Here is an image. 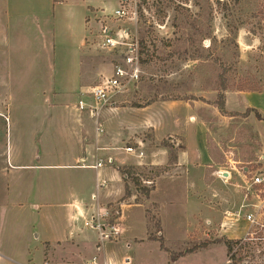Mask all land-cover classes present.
<instances>
[{"label":"rangeland","instance_id":"374dc122","mask_svg":"<svg viewBox=\"0 0 264 264\" xmlns=\"http://www.w3.org/2000/svg\"><path fill=\"white\" fill-rule=\"evenodd\" d=\"M115 1L118 7L121 0ZM139 1L137 25L109 17L117 7L110 13L104 11L97 21L101 23L107 18L113 28L129 29L131 39L139 41L141 79L115 98L113 105L101 108L100 111L106 109L101 118L99 114L90 115L95 122L104 121L105 128L100 134L123 148L122 157H132L135 162L136 157L124 150L131 146L144 156L138 159L142 161L140 166L121 167L133 168L128 179L132 197L120 204V193L125 195L121 189L112 202L96 204L87 217L89 221L93 217L99 221L100 214L107 211L102 223L108 227L114 221L117 226L121 224L117 217L119 214L122 217V207L130 204L123 211L124 233L118 237L111 234L109 240H102L99 231L86 227L85 222L80 229L95 233L99 255L117 264L126 259L124 264H228L223 237L241 240L249 234L262 238L258 243L264 245V188L252 185L253 177L264 173V121L241 106L237 96L242 92H264V0ZM4 2L0 0V9ZM94 39L82 71L83 84L88 87L113 74L118 55L98 51ZM141 43L146 45V51ZM38 57L28 53L21 61L7 66L6 60L0 58V264H44L42 246L35 244L39 220L31 206L36 201L66 200L73 183L90 185L93 181L95 195L106 192L103 183L95 185L96 171L42 167L62 165L76 158L71 132L74 125L65 104L76 103L78 96L83 99V95L76 89L75 98L68 97L76 71H58L48 51ZM71 62L68 60L69 65ZM56 93L64 94L63 107L61 103L53 106L60 99ZM220 94L225 95L227 115H222L217 107ZM148 101L172 105V113L183 124L190 113L186 105L191 107L204 121L209 148L227 176L216 173L214 189L197 180L192 182L200 186L195 193L197 200L193 197L194 190L187 192L185 188L191 185L182 181L183 186H178L174 194L180 198L178 203L163 212L162 220L156 215L158 205L150 200L152 193L146 197L132 181L139 179L144 187H150L151 181L155 184L166 166L154 167L150 159L164 158L161 150L173 145V139L160 141L173 127L167 119L143 114L141 109L132 107ZM250 102L251 108L264 113V94H256ZM149 116L158 122L157 133L145 127ZM119 119H125V125L129 126L123 127L124 137L131 132L122 143L121 128L117 129ZM155 138L160 142L158 145ZM96 144L94 141L97 153ZM173 158L174 154L170 164ZM93 160L95 165L99 161L103 166L109 163L107 156L99 154ZM82 174L87 175V180L81 178ZM115 185L110 190L114 194ZM142 204L143 208L132 206ZM248 215L254 216V224L247 221ZM156 240L162 241L167 251H162ZM205 243H209L207 248L200 247ZM254 252L255 257H248L241 264H264V249L256 247ZM49 253L50 248L46 261H50ZM67 253L58 250L56 256Z\"/></svg>","mask_w":264,"mask_h":264},{"label":"crops","instance_id":"0c3cea01","mask_svg":"<svg viewBox=\"0 0 264 264\" xmlns=\"http://www.w3.org/2000/svg\"><path fill=\"white\" fill-rule=\"evenodd\" d=\"M112 2H114V6H112ZM115 7H117L115 0H61L60 2L55 0H5L0 9V58L6 60L4 66H7L13 61H21L20 59L25 58L28 53H32L36 59H39L38 55H46L48 51L54 59L58 71H76L72 88L68 94L69 98H75L74 92L76 89H78L79 95L88 89V86L83 84L82 71H84V59L92 48L93 39L96 37L100 25L97 20L104 11L110 13ZM68 60L72 61L71 65H69ZM39 71L44 70L39 68ZM256 94L263 95L264 92L238 93V99L241 101L240 105L253 109L250 101ZM56 95L60 99L53 106L61 103L60 106L63 107L62 105L65 103L61 101L64 94L56 93ZM81 99L78 96L76 103L65 104L67 105L65 109H69V119L74 125L71 132L74 138L72 147L77 151L75 153L76 158L73 162H66L62 165H44L42 167L66 170L79 169L86 172L96 171L95 185L97 187V183H103L106 192L102 195L99 191L98 196L95 195L93 181L90 185L73 183L71 185L73 189L69 192L70 197L68 199L55 201L50 198L41 200V202L38 200L31 206L32 213H35L34 217L36 216L39 220L35 244L42 246L44 264L54 262L60 264H89V261L94 258H97L100 263L117 264V262L107 260L99 255L100 245L97 243V235L93 232H85L84 229H80V225L82 222L89 221L87 217L93 212L96 204L105 205L106 202H112L114 196H118L121 189L125 191L124 177L119 171L122 169L121 167L126 164L140 166L142 162L135 155H132L136 157L135 162L132 157H122L120 152L122 147H118L115 142L101 136V132H98L97 128L100 125L104 130V121L103 124H100L95 117V122L89 111H81L78 107ZM69 100V102H73V99ZM186 106L190 113L184 124L179 116L172 113V105L170 107L168 105L160 106L155 102L140 110L143 114L163 117L173 126L160 141L163 138L173 139L171 143L174 147L167 146L169 148L166 147L163 148V151L161 150L160 153L165 154L164 158L158 156L155 157L156 160H153L154 158L150 159V164L154 167L166 166L162 168L165 171L157 178L154 184L156 189L152 192L150 198V200H154L156 206L158 205L156 215L161 220L163 212L174 203H178L180 198L174 195L178 186L182 187L184 183L187 185L189 183L191 186L185 188H187V192L188 189L194 190L193 197L196 199L195 193L200 190L198 189L200 186L193 185L192 182L197 180L205 183L206 188L214 189L216 186V173L227 177L223 173L224 168L216 163V159L209 148L204 121L191 107ZM103 110L99 111L100 118L101 112H104ZM107 110L110 112L109 109ZM193 114L197 116L192 118ZM262 115L264 116V113ZM150 116L145 127L153 128L154 132L157 133L158 122L153 121ZM124 120L119 119L117 122V129L121 128V132L124 131L123 127L127 124ZM192 121L193 123H190ZM94 130H96V133H94ZM130 134L131 132L127 135L125 133V137L127 138ZM121 136L122 143L125 138L123 132ZM94 141L95 144L97 141V153L95 152ZM154 142L157 145L160 143L156 138ZM177 148L179 149L177 150ZM98 154L107 156L109 163H113L95 167L101 162L94 164L93 159ZM172 154H174V158L173 163L170 164ZM154 156H156V152H154ZM32 167L34 166H22L25 169ZM234 168L236 167L234 166L232 169ZM81 178L87 180V175L82 174ZM165 180L166 182L163 183ZM114 184H116L114 187L116 188L115 194L114 191H110ZM123 197L124 194L120 193V198ZM150 200L149 202H151ZM186 204L188 205L187 198ZM101 205L99 208L103 209ZM128 206L131 205H126V207ZM132 206L142 207L143 204ZM125 209L122 207V217L120 214L118 215V222L121 223L116 226L121 233L119 236L124 233L122 223ZM11 210L13 209L11 208ZM48 248H50L48 255L50 261L45 260ZM58 250L68 251L69 254L56 256ZM69 256L71 257L69 258ZM125 262L122 261L121 264Z\"/></svg>","mask_w":264,"mask_h":264},{"label":"built area","instance_id":"2783aa9c","mask_svg":"<svg viewBox=\"0 0 264 264\" xmlns=\"http://www.w3.org/2000/svg\"><path fill=\"white\" fill-rule=\"evenodd\" d=\"M139 0H121L117 8L113 10L109 17L119 22H133L135 25L139 22ZM94 48L107 54H118L115 64L113 65V74L110 77H104L101 81L88 89L82 94L83 99L79 102L81 111H89L93 116L98 115L101 108L114 104L115 98L126 93L131 85L139 82L143 73L141 58L142 51L139 41H133L129 29L113 28L107 18L103 19L94 39ZM8 120V119H7ZM98 132H103L100 125ZM125 151L128 154L142 158L144 153L134 147H127ZM103 163L99 162L95 167H102ZM252 185L264 188V173L255 175L252 179ZM99 221L93 217L91 221L85 223L86 227H91L99 231L102 240L110 239V235L118 237L121 233L116 226H105L104 218L108 216L107 211L100 214ZM247 221L255 223L253 215L247 216ZM110 228V229H109ZM107 229L110 230L108 233ZM250 238L253 241L263 240L247 235L243 240ZM47 264V263H46ZM89 264H106L100 263L97 258L89 261Z\"/></svg>","mask_w":264,"mask_h":264},{"label":"trees","instance_id":"16d2710c","mask_svg":"<svg viewBox=\"0 0 264 264\" xmlns=\"http://www.w3.org/2000/svg\"><path fill=\"white\" fill-rule=\"evenodd\" d=\"M55 1L60 2L61 0H55ZM141 46H142V49L144 51H146V48H147L146 45L144 43H141ZM219 99L220 100H219L217 107H218L219 111L222 113V115H227L228 111L226 109L225 95L220 94ZM153 102L154 101H148L146 104H142V105L133 104L132 107L142 109V108H146V107L152 105ZM250 110L252 111V113L255 114L256 118L259 121H264V116L259 111H257L256 109H250ZM131 170H133V168H128L126 170L125 169L119 170L120 173L123 175L124 181H125V195L121 199L120 203L126 202L129 198L132 197V194L130 192L129 185H128V179H130V176L133 174L131 172ZM164 171H165V169H162L161 173H159V176ZM132 181H134L138 190H140L139 192L140 193L142 192V194H144L146 197H149L151 195V193L155 190L154 181H151L152 183H151L150 187L142 186L139 179L132 178ZM117 218L119 219V216ZM113 225H114V221H111L110 226H113ZM221 241L225 244L227 251H228V261H229L228 264H241L248 257H250V258L255 257L256 254H255L254 250L256 249V247L258 249H264V245H262V243H258V242H261L262 240H258L255 242V241L251 240L249 237L245 240H243V239L235 240V239H229L228 237H223L221 239ZM156 242H160V244H161L160 248L162 251H167L166 247L162 241L156 240ZM208 246H209V243H205L200 247L207 248ZM248 249H251L253 251L250 252ZM247 251H249V252H247Z\"/></svg>","mask_w":264,"mask_h":264}]
</instances>
